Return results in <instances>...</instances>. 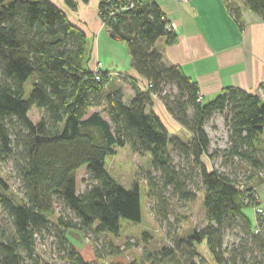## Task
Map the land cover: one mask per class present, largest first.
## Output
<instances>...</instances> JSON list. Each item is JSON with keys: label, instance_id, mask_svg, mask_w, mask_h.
<instances>
[{"label": "trees", "instance_id": "obj_1", "mask_svg": "<svg viewBox=\"0 0 264 264\" xmlns=\"http://www.w3.org/2000/svg\"><path fill=\"white\" fill-rule=\"evenodd\" d=\"M241 1L264 20V0ZM64 3L70 9L77 5L76 0ZM130 3L132 7L119 9ZM227 7L240 26V7L232 3ZM98 14L109 35L126 44L131 67L148 81L147 90H141L134 78L121 77L134 91L128 103L120 88L105 92L108 71L94 73L87 66V37L63 9L51 0H0V163L13 161L23 197L15 203L0 177V204L7 209L10 224L0 233V264L32 259L37 238L49 231L70 264H96L83 258L67 238L68 229L88 237L100 258L95 243L101 234L117 236L121 219L140 221L138 182L126 188L105 168L104 159L114 146L150 153L151 168L159 172L160 181L146 173L148 195L156 199L155 212L162 218L168 189L183 201L195 199L186 183L190 176L176 169L170 145L191 156L198 169L206 225L149 253L150 264L167 258L178 264H210L195 245L204 240L215 264H264V216L257 214L252 222L243 212L259 203L256 190L246 184L240 190L233 179L209 169L202 160L210 147L206 120L225 112L231 142L225 155L248 164L249 180L264 172V97L227 86L204 101L197 82L179 66L165 64L156 48L161 39L166 45L174 43L178 34L155 0H99ZM168 85L176 92L168 91ZM153 94L191 134L188 142L170 135L152 109ZM32 107L43 110L37 122L28 116ZM81 168L87 177L78 190ZM244 195L249 202H244ZM233 227L238 241L228 246L224 232ZM118 252L111 247V255Z\"/></svg>", "mask_w": 264, "mask_h": 264}, {"label": "rangeland", "instance_id": "obj_2", "mask_svg": "<svg viewBox=\"0 0 264 264\" xmlns=\"http://www.w3.org/2000/svg\"><path fill=\"white\" fill-rule=\"evenodd\" d=\"M96 48L98 49L99 61L103 62L104 65H112L111 59L114 57H117L116 59L121 61V64L116 63L112 67L118 71L123 66L124 60L128 55L126 44L120 39L114 40L104 30L98 36V40L93 38L87 40L88 54H91L92 50ZM95 64L94 61H91L89 66H94ZM110 72H108L110 81L106 85L107 90L105 89V92L115 89V86L120 83L123 85L122 88L125 93H130L127 86L129 84L121 79L126 74H119L114 71ZM30 89L31 78L25 84L26 97ZM167 89L172 93L176 92L174 86L171 87L168 85ZM262 96L264 97V93ZM152 97L155 100L152 109L162 114V120L165 121L163 115L169 118L168 111L156 95L153 94ZM96 109L94 107L89 111L92 112ZM99 109L101 110V108ZM42 115L43 110L37 109L36 107H32L28 113L29 118L33 122H37ZM102 115L108 119L104 112H102ZM172 119L170 118V121ZM166 128L170 135H176L184 142H188L191 137V134L176 122H174V126L168 123ZM205 129L210 137L209 151L202 155V160L205 165L209 169H216L218 172H222L233 179L240 190H243V185L245 184L252 185L256 190L258 201L261 200L258 205L264 208V172H257L253 176V179L249 180L248 178L252 174V171L248 164L236 157L231 159L228 155H225V149L231 143L229 139V128L225 123V112H215L209 117L206 120ZM92 130L96 136L99 135V132L95 128H92ZM113 149V152L106 155L104 159L105 168L117 182L126 188H130L134 181L138 182L140 191V221L131 222L126 219H121L120 231L117 236L108 233L101 234L95 243V246L99 249L100 258L95 256L91 240L88 237L87 239L82 232L68 229L66 236L76 246L83 258L89 261H95L96 264H150L149 259H147L149 253L151 254L165 246H170L173 244L175 238H186L192 234L194 228H202L206 225L205 209L202 202L203 186L200 183L198 169L194 166L191 156H185L179 149L172 145L169 146L176 169L181 170L184 176H190L189 179H186V183L189 189L196 194V198L190 201H183L168 189L164 194L167 200L166 218H162L155 212L156 199L148 195L146 173L150 172L157 180L160 179L159 172L153 171L151 168L150 153L138 154L132 152L127 146H114ZM0 177L8 185L5 193L12 197L15 203L22 202L21 183L11 159L5 163H0ZM86 177L87 172L85 168H81L77 175L78 190L84 188L83 179ZM243 212L254 222V216L256 215L254 205L250 204L245 207ZM9 226L7 209L0 204V233L7 231ZM236 232L237 228L227 229L224 232V244L230 246L233 242H237L238 237ZM90 236L93 238L91 234ZM127 242L130 243L129 246H126ZM195 245L198 252L210 264H215L206 240L203 242H195ZM110 246L116 247L119 249V252L111 255ZM62 255L63 251L58 246L54 233L49 231L44 233L42 237L37 238L33 258L25 257L22 264H70ZM162 264L178 263L167 258Z\"/></svg>", "mask_w": 264, "mask_h": 264}, {"label": "crops", "instance_id": "obj_3", "mask_svg": "<svg viewBox=\"0 0 264 264\" xmlns=\"http://www.w3.org/2000/svg\"><path fill=\"white\" fill-rule=\"evenodd\" d=\"M51 1L65 11L68 19L85 33L87 40L89 38L98 40L103 30L107 32L98 14L99 0L87 2L76 0L75 9L68 8L64 0ZM155 1L168 19L169 25L175 24L178 34L174 43L166 45L161 39L156 43V48L161 53L165 64L179 66L187 76L197 82L199 93L204 101L212 99L227 86H236L262 96L264 93V20L257 13L246 7L241 0ZM229 3L240 7V26L229 13L227 7ZM127 54L125 64L123 63L119 71L112 68L113 64H121L117 57L111 59L112 65H104L101 62V69L109 73L114 71L126 74L134 78L141 90H147L148 81L131 67V57L129 52ZM96 60H99L97 48L88 54L87 66L89 67L91 61ZM127 86L130 90L128 94L123 90L122 84L115 86L122 90L123 100L126 103L134 95L133 89ZM152 99L154 104L155 100L153 97ZM156 114L161 120L163 119L162 114L159 112ZM167 114L169 118L163 115L164 125L167 126L169 123L174 126V122L179 124L168 112ZM170 118L173 121H170Z\"/></svg>", "mask_w": 264, "mask_h": 264}, {"label": "built area", "instance_id": "obj_4", "mask_svg": "<svg viewBox=\"0 0 264 264\" xmlns=\"http://www.w3.org/2000/svg\"><path fill=\"white\" fill-rule=\"evenodd\" d=\"M132 6H133V3H130L129 5L125 4V5H121V6L119 7V9H125V8H129V7H132ZM170 27L173 28V29L176 28V26H175L174 23H171ZM95 63H96V64H95L94 66L90 65L89 68H90V70H92L94 73H97L98 70L101 69L100 67H101V64H102V63H101V61H99V60H96ZM96 78H98V76H96ZM257 197H258V196H257ZM257 197H256V198H257ZM257 201H258V198H257ZM244 202H245V203L249 202V200L247 199L246 195H244ZM254 211H255L256 215L259 214V215L264 216V208H263L262 206H260V205H258V204H255V205H254ZM256 215L254 216V219H256ZM255 231H257V230H255Z\"/></svg>", "mask_w": 264, "mask_h": 264}]
</instances>
